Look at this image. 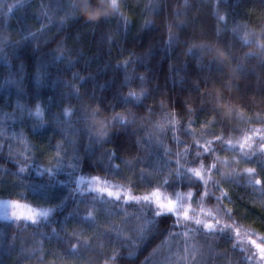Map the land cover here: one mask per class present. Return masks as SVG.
<instances>
[{"label":"trees","instance_id":"16d2710c","mask_svg":"<svg viewBox=\"0 0 264 264\" xmlns=\"http://www.w3.org/2000/svg\"><path fill=\"white\" fill-rule=\"evenodd\" d=\"M261 144L264 0H0V264H261Z\"/></svg>","mask_w":264,"mask_h":264},{"label":"snow or ice","instance_id":"6c2138e0","mask_svg":"<svg viewBox=\"0 0 264 264\" xmlns=\"http://www.w3.org/2000/svg\"><path fill=\"white\" fill-rule=\"evenodd\" d=\"M129 95L130 96H136V94L134 92H130ZM40 114L41 113H40V110L38 108L36 115L39 116ZM247 144H248V139L245 138L244 142L239 145V148H241V145H242L243 149H244ZM260 147H261V150L264 151V144H261ZM246 171L251 173V172H254L255 170L254 169H247ZM187 172L190 173V178H194L196 181L203 182L204 177L202 175V172L199 169L188 168ZM93 179L98 180L99 178L94 177ZM167 183H168V181H165V184H167ZM258 183L261 184V183H264V181H259ZM96 190L100 191V189H96ZM107 195L109 197H112L114 194L109 191L107 193ZM189 195H191V193H189ZM115 199L120 200V195L115 194ZM161 200H162V198L160 196V190L157 188L151 193V195H145V196L140 197V198L133 197L131 201H128L126 199V202H135L137 204L143 202V203L148 204L150 206L154 204L155 208L150 207L149 211L154 213V215L156 217H160V216L165 215V214L172 215V214L177 213L178 210H177L176 204L171 199L168 200L167 204L161 202ZM12 206L19 207L20 205L17 203V204H14ZM23 207L26 209H29V211L34 212L35 216L43 217L45 219L48 218L50 211H51V210L35 211V210L31 209L30 206H28V205H23ZM13 218L14 219L29 220L31 223H37L38 222L35 218H33V216H20V217L13 216ZM184 218L186 220L188 219V215L186 212L184 213ZM195 223H196V225H200L201 221L196 220ZM217 223H219V222L217 221ZM225 227H227V226H225ZM204 228L209 230V231H215V229H213V226L211 224H205ZM250 243L255 248L258 249L261 259L264 260V245L258 244L255 240H251ZM74 247L75 246H73V248ZM249 258L251 259V257H249Z\"/></svg>","mask_w":264,"mask_h":264},{"label":"rangeland","instance_id":"374dc122","mask_svg":"<svg viewBox=\"0 0 264 264\" xmlns=\"http://www.w3.org/2000/svg\"><path fill=\"white\" fill-rule=\"evenodd\" d=\"M160 196L162 198L161 202L167 204L168 200L171 199L176 204L177 209L181 208L177 212H181V213L186 212L188 217H191V215H190L191 213L189 212L190 208L188 206L185 207V204H182V202L179 199H177V198L173 199L170 196H168L167 194L165 195L162 193H160ZM17 203L20 205L19 207L12 206V205L17 204ZM30 208L37 211L36 209L33 208V206H30ZM0 215L3 217H7V218H13V216H16V217L33 216V218H34V216H35L34 212L29 211V209L24 208L22 203H20L18 201L8 200V199H0ZM181 217L184 218V215ZM205 220H206L207 224H218L217 222L216 223L213 222V220H207V219H205ZM226 224H229V223H226ZM257 239H259V238H255L252 240L257 241ZM263 239L264 238H260L259 240L263 241ZM259 240L257 241V243L263 245L262 242H259ZM248 243L250 244L249 241H248ZM256 251H257V254L259 256V259L261 260L260 263L264 264V260L261 259L260 255H259V251L257 248H256Z\"/></svg>","mask_w":264,"mask_h":264},{"label":"clouds","instance_id":"9594fccd","mask_svg":"<svg viewBox=\"0 0 264 264\" xmlns=\"http://www.w3.org/2000/svg\"><path fill=\"white\" fill-rule=\"evenodd\" d=\"M86 18V17H85Z\"/></svg>","mask_w":264,"mask_h":264}]
</instances>
